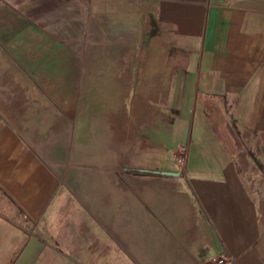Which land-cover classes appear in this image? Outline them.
I'll use <instances>...</instances> for the list:
<instances>
[{
	"label": "crops",
	"instance_id": "1",
	"mask_svg": "<svg viewBox=\"0 0 264 264\" xmlns=\"http://www.w3.org/2000/svg\"><path fill=\"white\" fill-rule=\"evenodd\" d=\"M158 1L84 70L66 0H0V264H264V0Z\"/></svg>",
	"mask_w": 264,
	"mask_h": 264
},
{
	"label": "rangeland",
	"instance_id": "2",
	"mask_svg": "<svg viewBox=\"0 0 264 264\" xmlns=\"http://www.w3.org/2000/svg\"><path fill=\"white\" fill-rule=\"evenodd\" d=\"M159 5L160 3L158 0H66V29L61 30V37L64 36V33L67 37V67L69 68L73 61L80 62V59H78L79 57L84 58L82 63L79 64L84 70L89 68L105 69L108 67L107 63H102V61L97 59L100 55L97 50L99 49L98 51H100L102 47L107 46L106 38L108 35L110 36L109 32L112 29L110 21L113 17L116 20V24L119 22L122 23L123 18H127L129 21V24H126L125 26L119 24L115 25V29L118 33L120 32V35H122L123 31L129 32L132 39L137 37L150 38L159 35L158 33H160V29L157 24L158 18H160L158 12ZM56 6L58 7L57 4ZM60 9L61 11L64 10L62 3ZM60 15L62 17L64 14L60 12ZM93 20L99 25L96 28L97 32L94 33L91 29L93 27ZM97 37L98 44H96V41L92 42V38L95 40ZM141 51L140 53L142 54L144 51ZM137 63L138 61L135 59L128 66L129 68L126 64L125 66L128 69H134L138 66ZM110 68H112V66ZM115 68L118 67L115 66ZM245 142L243 143V149H250L249 158L253 159L255 164H264V147L262 149L263 152L261 151L262 154L257 155V151L254 152V150L258 149L259 142ZM260 145H262V142H260ZM180 152L181 153L177 154L179 157L176 158H186L184 156L185 154L182 153L185 152V150ZM191 159H193V157H191ZM263 179L264 178L261 176L259 177V180Z\"/></svg>",
	"mask_w": 264,
	"mask_h": 264
},
{
	"label": "built area",
	"instance_id": "3",
	"mask_svg": "<svg viewBox=\"0 0 264 264\" xmlns=\"http://www.w3.org/2000/svg\"><path fill=\"white\" fill-rule=\"evenodd\" d=\"M178 163L180 165L184 166V164H185V158H182V157L178 158ZM215 261H216L217 264H228L227 263V260L225 258H222V257H217L215 259Z\"/></svg>",
	"mask_w": 264,
	"mask_h": 264
},
{
	"label": "water",
	"instance_id": "4",
	"mask_svg": "<svg viewBox=\"0 0 264 264\" xmlns=\"http://www.w3.org/2000/svg\"><path fill=\"white\" fill-rule=\"evenodd\" d=\"M141 173H154V174H161V175H166V176H174L176 173L173 172H160V171H152V170H146V169H141L139 170Z\"/></svg>",
	"mask_w": 264,
	"mask_h": 264
}]
</instances>
